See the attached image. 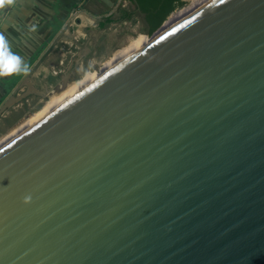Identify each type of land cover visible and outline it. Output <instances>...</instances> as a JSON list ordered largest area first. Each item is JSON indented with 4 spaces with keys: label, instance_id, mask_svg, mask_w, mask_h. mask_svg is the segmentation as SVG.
I'll return each instance as SVG.
<instances>
[{
    "label": "water",
    "instance_id": "95a60500",
    "mask_svg": "<svg viewBox=\"0 0 264 264\" xmlns=\"http://www.w3.org/2000/svg\"><path fill=\"white\" fill-rule=\"evenodd\" d=\"M167 23L0 152V264H264V0Z\"/></svg>",
    "mask_w": 264,
    "mask_h": 264
},
{
    "label": "rangeland",
    "instance_id": "374dc122",
    "mask_svg": "<svg viewBox=\"0 0 264 264\" xmlns=\"http://www.w3.org/2000/svg\"><path fill=\"white\" fill-rule=\"evenodd\" d=\"M212 2V0H181V5L178 6L165 21H168L171 16L180 12L184 13L180 16H184L193 9H197L195 12L197 13ZM82 8L83 6H57L52 7V11L54 14L62 9L68 10L71 14L70 22L73 24L72 27H74L77 19L74 14ZM115 9H117V11L119 9L133 11L134 5L131 1L123 0L120 1L118 6H115ZM190 16L191 15L188 17ZM113 18V21L117 23H108L104 28L100 29L93 39L94 43L90 41L91 45L85 47L84 54L81 52L79 53L81 48L77 45H82L86 38H84V40L78 38L75 41L77 45L70 41L64 42L62 40L57 43L59 44L57 47L51 46V50L54 51V54L49 85L46 87L39 86L34 92H27L25 87L19 92L15 91L14 93H18L16 94L18 96L15 97L17 100L0 116V152L40 121L54 113V109L62 108L59 106L66 100L69 99L68 102H70L98 79L120 64L141 53L154 42L153 40L147 41L142 38H151L153 34L149 35L147 33L142 17L137 12L128 21H118L119 18L117 15H113ZM52 26L53 31H55L56 28V30H58L60 23L52 22ZM55 40L56 39L53 41ZM47 44L48 43H46V45ZM34 57L37 59L40 57L41 60L43 59L40 53L35 54ZM23 75L25 76L26 74L21 73L18 74V76L16 75V77L21 81ZM73 83H75L74 86H68L67 92L59 97L58 101L54 102L46 98L49 92H57L64 88L63 85L66 86Z\"/></svg>",
    "mask_w": 264,
    "mask_h": 264
},
{
    "label": "crops",
    "instance_id": "0c3cea01",
    "mask_svg": "<svg viewBox=\"0 0 264 264\" xmlns=\"http://www.w3.org/2000/svg\"><path fill=\"white\" fill-rule=\"evenodd\" d=\"M120 1L123 0H17L14 5L0 9V32L8 37L12 51L24 57L30 66L29 73L23 75L21 81L16 75L0 78V106L5 100L18 96L14 92L24 87L27 92H34L39 86H48L54 54L51 46L57 47L62 40L75 43L78 38H86L82 45L75 43L81 48L79 53L84 54L85 47L91 45L90 41L94 43L97 32L106 26L101 28V25L109 19L113 21V15L119 17L120 12L115 6ZM68 5L83 6L74 14L77 18L74 27L68 10L62 9L54 14L52 11V7ZM52 22L60 23L58 30L53 31ZM114 23L117 22L109 24ZM33 25L35 31L30 30ZM37 53L43 56L42 60L34 57Z\"/></svg>",
    "mask_w": 264,
    "mask_h": 264
},
{
    "label": "trees",
    "instance_id": "16d2710c",
    "mask_svg": "<svg viewBox=\"0 0 264 264\" xmlns=\"http://www.w3.org/2000/svg\"><path fill=\"white\" fill-rule=\"evenodd\" d=\"M131 2L134 5V10L128 11L119 9V21L130 20L137 12L142 17L143 24L145 25L149 35H152L156 30H158L167 17L181 5V0H131ZM112 22L113 21L110 19L105 21V23L101 25V28ZM142 38L147 41H151L148 40L151 38Z\"/></svg>",
    "mask_w": 264,
    "mask_h": 264
},
{
    "label": "clouds",
    "instance_id": "9594fccd",
    "mask_svg": "<svg viewBox=\"0 0 264 264\" xmlns=\"http://www.w3.org/2000/svg\"><path fill=\"white\" fill-rule=\"evenodd\" d=\"M17 0H0V9L5 6H12ZM31 31L36 30L33 25ZM30 71V66L27 60L18 53L12 51L11 43L4 32H0V78L11 77L17 74H27ZM28 203V199H25Z\"/></svg>",
    "mask_w": 264,
    "mask_h": 264
},
{
    "label": "bare ground",
    "instance_id": "6f19581e",
    "mask_svg": "<svg viewBox=\"0 0 264 264\" xmlns=\"http://www.w3.org/2000/svg\"><path fill=\"white\" fill-rule=\"evenodd\" d=\"M215 1V0H212ZM197 9H193L191 10L189 13H186L184 16H180L182 14H184L183 12H180L176 15H173L169 18L168 23L165 25V27L163 28V30L161 31L162 33L160 34L161 36L167 32H169L172 28L176 27L177 25H179V23H181L182 21H184L186 18H188L189 15H194ZM158 36V35H157ZM156 36V37H157ZM160 38V37H159ZM153 39V38H152ZM150 39V40H152ZM158 39V38H157ZM153 41H155V38L153 39ZM152 45V44H151ZM145 47V46H144ZM146 48V47H145ZM148 48V47H147ZM99 80V79H98ZM67 87L68 85L65 86V89L63 90H59L57 92H54L51 95H46L47 99H51L52 101L56 102L59 100V97H61L63 94H65L67 92ZM54 96V97H51ZM50 100V101H51ZM69 101L66 100L64 103H62L59 107H62L65 103H67ZM66 105V104H65ZM58 108L54 109L53 111H57ZM45 117V116H44Z\"/></svg>",
    "mask_w": 264,
    "mask_h": 264
},
{
    "label": "snow or ice",
    "instance_id": "6c2138e0",
    "mask_svg": "<svg viewBox=\"0 0 264 264\" xmlns=\"http://www.w3.org/2000/svg\"><path fill=\"white\" fill-rule=\"evenodd\" d=\"M221 2H223V0H221Z\"/></svg>",
    "mask_w": 264,
    "mask_h": 264
},
{
    "label": "built area",
    "instance_id": "2783aa9c",
    "mask_svg": "<svg viewBox=\"0 0 264 264\" xmlns=\"http://www.w3.org/2000/svg\"><path fill=\"white\" fill-rule=\"evenodd\" d=\"M169 21V20H168Z\"/></svg>",
    "mask_w": 264,
    "mask_h": 264
},
{
    "label": "flooded vegetation",
    "instance_id": "af4514ba",
    "mask_svg": "<svg viewBox=\"0 0 264 264\" xmlns=\"http://www.w3.org/2000/svg\"><path fill=\"white\" fill-rule=\"evenodd\" d=\"M63 107V106H62Z\"/></svg>",
    "mask_w": 264,
    "mask_h": 264
}]
</instances>
